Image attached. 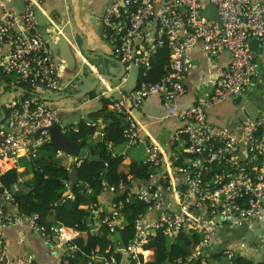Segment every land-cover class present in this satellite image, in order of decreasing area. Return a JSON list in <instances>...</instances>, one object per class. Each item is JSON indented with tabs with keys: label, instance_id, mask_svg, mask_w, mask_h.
<instances>
[{
	"label": "built area",
	"instance_id": "1",
	"mask_svg": "<svg viewBox=\"0 0 264 264\" xmlns=\"http://www.w3.org/2000/svg\"><path fill=\"white\" fill-rule=\"evenodd\" d=\"M6 1L0 0V94L9 92L0 121V264H33L29 257L8 260L4 232L11 228H27L44 242H54L64 252L63 264H70L80 251L74 243L76 231L59 223L46 227L38 214L20 211L17 198L29 175L9 186L2 181L11 169L25 173L27 168L16 166L18 161L30 163L48 144L44 129L60 121L42 97L63 90L58 65L34 16L42 0H23L20 13L10 11ZM208 4L215 5L220 25L202 17ZM102 22L104 38L125 73L136 66L145 76L156 51L164 43L168 46L171 71L158 82H142L126 97L135 109L149 96L162 95L169 100L183 93V79L190 69L187 50L200 46L206 57L214 59L224 49L230 60L208 99L180 111L168 108V115L180 122L174 135L175 142L180 137L183 141L180 157L164 155L159 145L145 139L147 155L142 163L149 167V178L142 182L127 178V184L121 182L118 187L102 183L101 191L111 196L100 218L108 233L127 225V220L122 225L126 205L138 202L145 208L134 218L135 233L126 246L118 244L107 260L96 248L86 264H115L117 255L119 264H139V253L153 231L171 242L182 232L199 238L185 257L162 264H205L220 256L234 264L237 258L252 262L251 257H260L259 246L247 248L241 243L239 247L226 246L217 254L212 247L221 246L216 237L221 230L248 220L261 229L264 247V95L259 115L245 118L233 130L208 122L207 109L245 94L258 76L255 55L248 45L257 40L264 47V0H117L105 10ZM124 81L125 76L121 84ZM259 82L264 87V75ZM99 98H104L111 110L123 107L105 93ZM122 129L123 142L137 145V123L130 120ZM80 163L75 161L76 166ZM94 207L97 210V205Z\"/></svg>",
	"mask_w": 264,
	"mask_h": 264
},
{
	"label": "crops",
	"instance_id": "2",
	"mask_svg": "<svg viewBox=\"0 0 264 264\" xmlns=\"http://www.w3.org/2000/svg\"><path fill=\"white\" fill-rule=\"evenodd\" d=\"M110 1L111 0H71L75 11L74 19L77 28L80 30L85 29V25H89L88 23L92 22L91 20H93L92 18L94 16L100 18L102 11ZM116 1L117 0H114L112 3ZM6 7L10 11L17 12L16 5L13 4L11 0L6 1ZM36 9L51 22L52 26H47L48 31H53V27L55 29L61 28L59 25L60 23L63 27L62 31L58 30V36H61L58 42H63L64 46L67 48L68 57L61 58L60 52L57 49L52 53L53 58L58 65L60 83L61 86H63V90L55 96H65L77 92L75 89V83L80 80L79 78L84 77L79 76L78 72L93 73L95 76L106 75L108 77L112 76V73L119 74L120 63L112 54L111 44L104 38L105 30L103 31L102 36L105 42L97 39L96 28H98V25L96 28L90 26L88 29L91 40H89V45L86 47L88 50L96 49L97 57L94 58L91 56V58H82L78 54L76 48L81 45L82 39L70 26V21L67 16L64 17L65 12L68 13L67 0H42L41 5ZM2 14L3 11L0 10V17ZM57 15L58 19L56 18ZM98 18L96 19L97 23H99ZM93 23L96 22L93 21ZM92 42L96 43L94 47H92ZM254 48L255 46L253 44L252 50ZM255 52H257V54ZM255 52L253 53L255 55L256 64L259 63L260 68L264 69V47L262 50L257 47ZM185 58L190 65V69L183 79L184 91L181 95L174 96L169 100H164L162 95H152L149 96L138 109L133 108L131 102L129 103L126 99V94L121 92V89L126 90L131 87L130 77L135 72L132 71V73L131 70H129L125 73L124 84H120V82H117L116 84L114 82H103L98 88V93L90 99H84L80 108L85 110L87 114L82 116L83 118H81L78 124L70 125V123L73 122L74 113L70 112L67 108H69L68 106L70 105L72 106L75 101L73 98L68 97L59 102L48 103L50 106L60 109L61 112L66 115L64 123H66L68 127L63 129L66 130V132L70 130L77 131L78 125L81 122L94 128L97 127L94 134L85 139L86 146L88 147L94 146L97 142L102 140L104 129L107 125L113 122H110L111 120L109 118L106 119V115L110 112L112 116H115L120 120L122 127L130 120H133L137 123L139 128L140 141H138L137 145L130 146L127 142L113 145L111 152L114 155H122L128 160L136 163L144 162L147 155L144 140L150 139L152 142L159 145L161 152L164 155L180 157L183 149V141L181 140V137L179 138V141H174V135L180 126V122L176 117L168 115V108L180 111L200 101L208 99L214 88L216 78L228 65L230 60L228 52L224 49L221 50L217 58L209 59L205 56L200 46L187 50ZM118 88H120V90H118ZM113 90H118L119 92L115 91V93H110ZM102 93L120 99L123 107H121L120 110L108 109L104 98H99V95ZM2 95L3 94H0V97ZM235 98L225 100L218 105L207 109L208 122L217 126L224 125L225 121L230 119L231 115L236 110L233 106V104H235ZM85 116L92 120L90 124L88 121H84ZM172 141L175 142L174 146H172ZM65 157L68 166L76 165L72 158H69L68 156ZM29 176L31 178V175ZM87 197H92L90 192L87 193ZM110 197V194L104 191L100 195L95 196L94 199H96L98 213L104 214L107 211ZM125 224L126 222L123 220L122 225L124 226ZM246 224L251 225L253 223L251 220H248L246 221ZM87 226L92 232L99 231L101 228V219L90 217L87 219ZM238 228H243L242 224L237 226L234 225L231 229L226 228L225 230H221L216 236L218 238L217 244L219 243L222 245L223 243H226L228 248L239 247L242 243L241 241L245 240L244 237L245 234H247V229L243 228L245 230L242 234L238 231L235 233ZM74 233L75 239L81 237L79 232L76 231ZM225 238H227L228 241H226ZM4 241L8 248L7 258L10 261L14 258L20 259L29 257L33 260V264H63L64 252L62 248L54 242H44L36 232L27 228H11L6 230L4 232ZM167 241L172 243L169 240ZM74 264L81 263L76 261Z\"/></svg>",
	"mask_w": 264,
	"mask_h": 264
},
{
	"label": "trees",
	"instance_id": "3",
	"mask_svg": "<svg viewBox=\"0 0 264 264\" xmlns=\"http://www.w3.org/2000/svg\"><path fill=\"white\" fill-rule=\"evenodd\" d=\"M170 58L168 46L164 43L150 59V69L146 75L143 76L142 71H139L134 91L142 82L155 83L166 76L171 71ZM108 118L113 122L106 126L102 140L94 146H86L85 139L92 136L97 127L81 122L77 131L66 132L71 140L82 144L89 157L96 160H83L78 166H68L64 155L58 154L53 147L45 144L41 148V155L30 162L25 173L11 169L2 176L4 184L9 186L17 182L19 177L31 175L25 182L23 193L17 198L20 211L28 215L38 214L39 222L46 227L59 223L80 233L81 237L74 240L80 251L70 264L76 261L86 264L87 256L96 248L99 249L98 255L107 260L118 244L126 246L135 233L132 227L133 220L145 208L138 202L135 205H126L124 211L127 215V225L117 229L114 234L108 233L104 227L92 232L87 226L88 217H104L94 207L96 206L94 198L102 193L103 182L118 187L121 182L127 184V178L136 179L138 182L146 181L150 173L147 164L132 162L122 155H114L111 152L113 145L123 142V129L120 120L110 112L106 115V119ZM174 145L172 143V146ZM72 167L76 168L79 183L74 186L69 197H64L68 186V174ZM88 192L91 193V198L87 197ZM198 242V236L182 232L176 241L170 243L161 232L153 231L139 253V264H162L165 261L183 258ZM108 249L109 253H106ZM119 259L117 255L115 264H119ZM234 264L253 263L245 258H237Z\"/></svg>",
	"mask_w": 264,
	"mask_h": 264
},
{
	"label": "water",
	"instance_id": "4",
	"mask_svg": "<svg viewBox=\"0 0 264 264\" xmlns=\"http://www.w3.org/2000/svg\"><path fill=\"white\" fill-rule=\"evenodd\" d=\"M13 4L16 5L17 8V12L20 13L23 8H24V1L23 0H11ZM114 0H111L110 3L106 6V8L113 2ZM67 8H68V13L65 12V16H67V18L70 21V26L73 28V30H75L76 34L79 35L82 39V43L80 46H77L76 51L78 52V54L83 58V57H87V58H91V56H93L94 58L97 57L96 55V49L93 50H88L86 47L87 45H89V40H91V37L89 36V28L91 27H95L98 25V28H96V34H97V39L99 41H104V39L102 38L103 36V31H104V27H103V22H102V16L105 12V9L102 11V14L100 16V18H98L97 16H94L91 20L92 22H89V25H85V29L80 30L79 28H77L76 23H75V11H74V7L73 4L71 3V0H67ZM59 14V12H58ZM62 15V14H61ZM35 20L36 23L38 25V28L40 30V35L41 37L46 41L47 47L49 48L51 54L54 53L53 51L55 49L59 50L61 58H66L68 57V52H67V48L64 46L63 42H58L59 39L61 38V36H58V30L62 31L63 27L62 24L60 23L59 25L61 26V28L59 29H55L53 27V31H48L47 30V26H52L51 22L48 20V18H46L45 16H43L41 14V12L39 10L36 9L35 11ZM63 16V15H62ZM82 17V16H81ZM84 17V15H83ZM202 17L205 19H209L217 24L220 25L219 19H218V15L216 13V7L213 4H208L205 8V10L202 11ZM56 18L58 19V15L56 16ZM99 19V23H97L96 19ZM93 21H95L96 23H93ZM96 40V39H95ZM94 40V42H95ZM92 42V47L95 46L96 43ZM105 42V41H104ZM255 46V48L252 50V46ZM262 44L260 42H258L257 40H253L252 42L249 43L248 47L249 50L252 52L256 51V48H260L262 50ZM257 54V52H255ZM120 63V62H119ZM257 68H256V72L258 73V76L252 81V86L249 87V89L247 90V92H245V94L240 95L238 97H236L234 99V103L233 106L236 109L234 111V113L231 115L230 119H227L225 121V124L222 125L224 127H227L231 130L235 129L237 126H240L243 124V122L245 121V118L250 117L255 119L258 115H259V109L262 107V102H263V98L262 96L264 95V87L261 85V83L259 81L263 80V75H264V69L260 68L259 63H257ZM135 72L134 74H132V76L130 77L131 80V87L127 88L126 90H122L121 92H124L126 94V96H129L131 94V92L134 91V89L137 86V82H138V77H139V68L136 66H133L131 68V72ZM132 72V73H133ZM79 76H84L83 78H79L80 80L78 82L75 83V89H76V93H70L67 94L65 96H55L54 94H45L42 99L44 101L47 102H59L62 99L71 97L73 98L75 101L73 102L72 106H68L69 111L74 113V118H73V122L70 123V125L73 124H78L81 120V118H83V115H86L87 113L85 112V110H83L81 107V104L83 103L84 99L86 98H92L96 93H98V88L99 86L103 83V82H107V83H119L121 84V81L123 79V77L125 76V67L123 66V64L120 63V72L119 74H113L112 76L108 77L106 75H98L95 76V74H89V73H81L78 72ZM124 84V83H123ZM16 89L18 91L23 92V90L21 88H13ZM118 90H120V88H118ZM118 90H113L110 93H115V91L119 92ZM119 95V94H118ZM9 96V92H4L3 95L0 97V113H1V117H0V121L3 118V105L6 103L7 98ZM105 96H110L112 98H114L117 101H120V99L115 98V96H111L109 94L105 95ZM105 98V97H104ZM130 103V101H129ZM245 103V104H243ZM131 106V104H130ZM54 110H56L58 118L60 123L57 124H52L51 126L45 128L44 130L48 132V136H49V142L48 145L53 147L58 153H61L64 156H68L70 158L75 159V161L77 162H81L83 160H87V161H92V160H96V158H91L88 156L87 154V150L85 148H83L82 144L80 142H76L71 140L68 135L64 132L63 129L67 128L68 125L66 123H64L65 117L66 115L61 112L60 109H56L53 107ZM84 121H88V123L90 124L92 122V120L88 119L86 116L84 117ZM40 131H38L36 133L35 136L38 135ZM79 183L78 177H77V171L75 167H72L69 171L68 174V186H67V190L64 194V197H69L72 189L74 188V186H76ZM247 225V226H246ZM243 228L247 229V234H245V240L241 241L247 248H250L251 246H259V253L261 254L260 257L258 258H253L251 257L250 259L252 260L253 264H264V247L261 244V230L258 226L257 223H253L251 225L248 224H242ZM241 227V226H240ZM243 228H238L235 233L238 231L239 233L242 234V232L245 230Z\"/></svg>",
	"mask_w": 264,
	"mask_h": 264
},
{
	"label": "rangeland",
	"instance_id": "5",
	"mask_svg": "<svg viewBox=\"0 0 264 264\" xmlns=\"http://www.w3.org/2000/svg\"><path fill=\"white\" fill-rule=\"evenodd\" d=\"M107 108L108 109H110L109 108V106L107 105ZM111 110V109H110ZM41 151V150H40ZM42 153V152H41ZM41 155V154H40ZM70 158V157H69ZM73 159V158H72ZM74 160V162H75V159H73ZM77 162V161H76ZM82 162V161H81ZM29 164L30 163H27L26 161H23V160H21V161H18V163L16 164V166H22V167H25V168H28V166H29ZM127 216V215H126ZM126 216H124L123 217V220L126 222ZM88 218H90V217H88ZM226 239V241H228V239L227 238H225ZM227 245H226V243H223L221 246H218V247H212V249H214V251H215V253L217 254V253H219L223 248H225ZM210 250V249H209ZM208 250V251H209ZM208 251H206V253L208 252ZM205 264H229V261L225 258V257H223V256H220V257H212V258H209L208 259V262H206Z\"/></svg>",
	"mask_w": 264,
	"mask_h": 264
}]
</instances>
